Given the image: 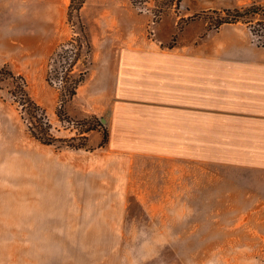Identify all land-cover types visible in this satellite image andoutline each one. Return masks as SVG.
<instances>
[{
	"label": "rangeland",
	"instance_id": "rangeland-1",
	"mask_svg": "<svg viewBox=\"0 0 264 264\" xmlns=\"http://www.w3.org/2000/svg\"><path fill=\"white\" fill-rule=\"evenodd\" d=\"M71 1L0 0V70L23 79L54 138L52 146H42L54 160L40 159L52 172L53 188L44 196L33 187L30 196L23 169L28 157L17 147L34 149L27 141L41 143L11 101L10 83L0 81V264H264V171L215 165L214 148L191 151L207 153L208 164L186 166L191 173L186 197L180 196L183 183L178 182L187 173L183 165L134 158L122 244H114L119 239L113 235L117 231L106 228L110 222L90 221L110 198L96 187L89 158L120 156L89 154L104 149L98 124L108 131L114 56L124 47L189 44L195 34L228 25L219 26L225 9L201 10L183 0H84L76 11ZM236 25L264 49L263 16ZM62 49H68L65 60L56 57ZM53 68L55 76L48 79ZM79 77L83 82L70 97ZM208 138L214 145L215 134ZM10 143L11 155H6ZM40 162L34 161V169ZM54 172L63 181L56 182ZM40 180V173L32 175L33 184ZM173 188L175 197L160 195V189ZM31 198L35 205L27 213Z\"/></svg>",
	"mask_w": 264,
	"mask_h": 264
},
{
	"label": "crops",
	"instance_id": "crops-1",
	"mask_svg": "<svg viewBox=\"0 0 264 264\" xmlns=\"http://www.w3.org/2000/svg\"><path fill=\"white\" fill-rule=\"evenodd\" d=\"M183 3L201 10L264 7V0H183ZM236 26V23L222 25L202 36L195 34L197 39L193 42L168 49L124 47L114 56L108 83L111 97L106 119L107 143L104 149L89 154L97 151L120 156L90 157L88 161L97 179L96 187L102 192L107 190L106 197L110 198L105 203L109 208L96 209L90 221L110 222L106 228L117 231L113 235L119 239L114 244L123 243L125 222L129 220L127 198L135 157H153L160 165H183L181 171L187 173L178 177V182L183 183L179 190L183 197L191 192L185 187L191 181L186 166L208 164L207 153L198 156L191 151L214 148L215 165L264 171V49L251 44L246 30ZM209 133L215 134L212 146ZM27 143L37 148H17L28 157L23 169L29 178V184L25 180L29 194L37 188L48 196L53 188L49 179L52 172L43 169L40 159L54 160V157L42 148L44 145ZM3 152L11 155V143ZM37 159L39 169H34ZM112 164L117 167L112 169ZM35 173H40L41 180L33 184ZM57 175L58 172L54 176L56 182L63 181ZM202 177L205 180L206 175ZM167 192L176 196L175 188L160 189V195ZM31 200L27 213L35 205ZM76 207L77 204L72 205L73 213L80 214V208ZM102 228L105 226H98Z\"/></svg>",
	"mask_w": 264,
	"mask_h": 264
},
{
	"label": "trees",
	"instance_id": "trees-1",
	"mask_svg": "<svg viewBox=\"0 0 264 264\" xmlns=\"http://www.w3.org/2000/svg\"><path fill=\"white\" fill-rule=\"evenodd\" d=\"M181 1V0H179ZM84 0H72L71 6L73 10H78ZM73 4V5H72ZM225 18L220 19L219 26L222 24H229V23H237L246 18H253L257 15L264 17V9L261 6L257 5H250L245 8L241 9H232V10H225ZM67 50L62 49L57 55V59H66ZM55 64V63H54ZM56 70L53 68V71L48 75V79L52 73H55ZM55 76V75H54ZM7 80L11 85V91L8 92L11 101L17 103L23 114V120L25 121L27 131L34 138L36 141L40 142L43 145L52 146L54 142V138L48 134L50 131V125L47 122L45 112L41 107H39L29 96L26 85L23 79L19 76L14 75L12 72L2 71L0 70V81ZM83 82V79L79 77L77 80L74 81L73 85L70 87L68 93L69 96L72 97L75 95V91L78 86ZM99 128L102 130L100 147L104 146L107 143L108 132L104 127L98 124ZM94 129H90L92 131ZM96 131V130H95ZM84 140L86 137H80ZM75 140V138H72ZM81 147H77L75 149H80ZM84 148V147H83ZM86 148V147H85Z\"/></svg>",
	"mask_w": 264,
	"mask_h": 264
},
{
	"label": "water",
	"instance_id": "water-1",
	"mask_svg": "<svg viewBox=\"0 0 264 264\" xmlns=\"http://www.w3.org/2000/svg\"><path fill=\"white\" fill-rule=\"evenodd\" d=\"M263 9H264V7H263ZM101 122L105 123V121H104V120H101Z\"/></svg>",
	"mask_w": 264,
	"mask_h": 264
}]
</instances>
